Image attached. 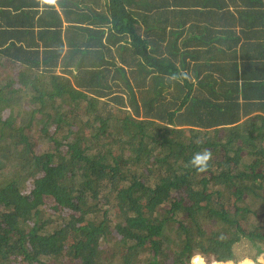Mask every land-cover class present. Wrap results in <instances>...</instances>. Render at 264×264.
<instances>
[{
  "label": "trees",
  "instance_id": "obj_1",
  "mask_svg": "<svg viewBox=\"0 0 264 264\" xmlns=\"http://www.w3.org/2000/svg\"><path fill=\"white\" fill-rule=\"evenodd\" d=\"M80 1L0 0V264H264V0Z\"/></svg>",
  "mask_w": 264,
  "mask_h": 264
},
{
  "label": "crops",
  "instance_id": "obj_2",
  "mask_svg": "<svg viewBox=\"0 0 264 264\" xmlns=\"http://www.w3.org/2000/svg\"><path fill=\"white\" fill-rule=\"evenodd\" d=\"M83 1H86V0H81L80 2H83ZM70 26H71L70 24L64 23V26H63L64 30H66ZM79 26H83V25H79ZM243 42H242V44H243ZM255 44H256V40H255ZM256 48H257V51L255 54V62L253 64L252 69H249L248 71L244 70L243 72H241L239 70V73H240V75L241 74L246 75L248 80H253V82H255V83H260V81H264V39L260 40L259 45ZM239 63H240V61H239ZM240 98L242 101H244L242 94H240ZM259 115H261V116L264 115V111H263L261 106L256 107L250 115H248L246 117H242L240 119V123L250 119L251 117H257Z\"/></svg>",
  "mask_w": 264,
  "mask_h": 264
},
{
  "label": "clouds",
  "instance_id": "obj_3",
  "mask_svg": "<svg viewBox=\"0 0 264 264\" xmlns=\"http://www.w3.org/2000/svg\"><path fill=\"white\" fill-rule=\"evenodd\" d=\"M213 159V153L211 150L205 149L201 152H197L194 154L191 164L197 170V172L204 173L208 169L209 162ZM204 256V255H203ZM192 259V257H191ZM205 261V260H204ZM252 262V261H251ZM257 262V261H256ZM206 264H211L206 262ZM252 263H255L254 261ZM193 264H204L203 259L199 256L195 258Z\"/></svg>",
  "mask_w": 264,
  "mask_h": 264
},
{
  "label": "rangeland",
  "instance_id": "obj_4",
  "mask_svg": "<svg viewBox=\"0 0 264 264\" xmlns=\"http://www.w3.org/2000/svg\"><path fill=\"white\" fill-rule=\"evenodd\" d=\"M196 255H202V254H200V253H196V254H194L193 256H192V258L193 257H195ZM203 256V255H202ZM203 258H204V260L206 261V262H208V258L206 257V256H203ZM247 259V258H246ZM191 261V264H192V259L190 260ZM241 261H244V259H241ZM250 261H254L256 264H258V262H256L255 260H252V259H250ZM249 263V264H253V263ZM248 264V263H247Z\"/></svg>",
  "mask_w": 264,
  "mask_h": 264
},
{
  "label": "bare ground",
  "instance_id": "obj_5",
  "mask_svg": "<svg viewBox=\"0 0 264 264\" xmlns=\"http://www.w3.org/2000/svg\"><path fill=\"white\" fill-rule=\"evenodd\" d=\"M203 262H204V264H206L205 261H204V259H203Z\"/></svg>",
  "mask_w": 264,
  "mask_h": 264
},
{
  "label": "built area",
  "instance_id": "obj_6",
  "mask_svg": "<svg viewBox=\"0 0 264 264\" xmlns=\"http://www.w3.org/2000/svg\"><path fill=\"white\" fill-rule=\"evenodd\" d=\"M253 264H256V263H253Z\"/></svg>",
  "mask_w": 264,
  "mask_h": 264
}]
</instances>
